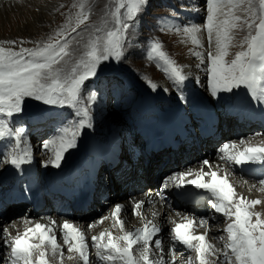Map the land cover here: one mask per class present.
I'll return each mask as SVG.
<instances>
[{"label": "snow or ice", "instance_id": "snow-or-ice-1", "mask_svg": "<svg viewBox=\"0 0 264 264\" xmlns=\"http://www.w3.org/2000/svg\"><path fill=\"white\" fill-rule=\"evenodd\" d=\"M148 3L149 0H112V6L106 9L107 18L100 24H89L93 15L90 0H76L71 6L78 9L76 13H70L47 41L21 40L17 49L16 40H0V141H14L6 154V163L22 170L23 166L33 162L31 146H21L25 129L12 126L14 118L24 113L26 100L31 99L44 106L74 110L76 118L62 122L42 143V148L50 153L44 166L61 167L66 154L78 147L84 131L93 128L92 110L83 102L87 82L97 78L108 62H120L125 58L129 30ZM205 5L202 25L174 26V31L182 35V42H190L200 49L204 48L201 34L206 32L208 46L214 51L206 54L196 50L190 52L206 67L211 95L219 98L222 93L243 89L251 99L264 105V0H205ZM186 7L180 3L171 15L178 17ZM122 9L126 11L122 13ZM236 31L245 32L238 45L241 50L228 60L231 48L236 46ZM84 33H87L86 37ZM74 42L78 47H73ZM25 43L35 46L24 47ZM146 58L165 74L177 89L178 98L185 101L183 87L190 77L184 66L164 50L162 41L154 38L149 42ZM143 78L152 90L158 89L159 85L151 78ZM96 99V93L89 91V104ZM46 114L39 112L36 115L42 118ZM218 153L232 171L242 172L245 167L253 166L264 169V144L229 141L219 147ZM200 163L199 171L176 172L167 181L177 189L186 191L191 186L207 193L211 208L231 221L225 229L224 247L228 251L223 252L224 264H264V215L253 211L264 201L240 195L229 179V172L221 174L218 166L208 159ZM259 183L264 185V179ZM164 186L168 187V183ZM142 205L143 201L135 205L134 215H142L139 211ZM123 209V205L117 204L112 212L114 226L120 227L122 235L115 236L106 230L91 238L100 264H175L163 258V242L159 237L162 229L148 220L133 231L125 230V221L121 219ZM104 219L107 217H102L99 223ZM206 221L207 218H201L198 223L186 217L183 222L176 223L171 229L174 233L171 251L174 253L178 244L195 252L198 264H213L210 257H217L218 264L219 249L209 241L207 233L197 235L194 231ZM61 228L68 252L77 253L82 264H90L89 244L84 232L67 221ZM54 231V227L35 223L23 234L13 237L10 240V264H50L49 255L57 256L62 264L64 249ZM3 233H7V229H3ZM137 245L138 255L134 251ZM49 247L51 253L47 251ZM153 247L160 250L159 258H152ZM35 253H39L38 258ZM188 264H192L191 259Z\"/></svg>", "mask_w": 264, "mask_h": 264}, {"label": "rangeland", "instance_id": "rangeland-1", "mask_svg": "<svg viewBox=\"0 0 264 264\" xmlns=\"http://www.w3.org/2000/svg\"><path fill=\"white\" fill-rule=\"evenodd\" d=\"M75 2L76 0H0V40H16L18 42L16 45L17 49L20 46L19 41L21 40L47 41L48 37L54 35L55 31L66 22L67 16L70 13L73 15L76 13L78 9H74L71 7L72 4ZM90 2L93 6V15L91 16L88 23L100 24L104 19L107 18L106 9L112 6V0H90ZM180 3H183L184 5L187 6L186 10L181 11L178 17L171 15V13L176 8H178V5ZM61 5H63V7H61ZM193 7L194 8L196 7L197 10H194ZM205 7H206L205 0H149L148 5L139 15V17L135 20L134 26L129 30V43L125 49V53H126L125 58L120 62H114V61L108 62L105 66H103V71H101L98 74L97 78L91 80L90 82H87V87L84 91L85 99L83 102L85 104H88V106L91 108L93 118L95 116V122H93L94 126L92 129H87L88 130L87 133H85L84 131V135L80 138V142L78 144V146L82 150L84 148L83 146L84 143H86L85 148L81 153V156L83 155L82 157L84 158L87 164H92L95 166L98 158L105 159L106 158L105 156L107 154L112 156L110 154V151L114 150L116 152V150L113 149V147H111V144L118 142L120 144V140L127 141L129 139V134H126L123 137V134L125 133L126 129L128 128L134 129L136 127L137 130L142 128V125H139V128H137L136 124L142 117L141 107L143 105L154 104L155 107H159L160 105L163 107L165 106L170 107L171 105L169 103H165L166 101H170L172 103L171 107H176L179 106V102L180 103L182 102L181 106L186 107V110L188 111L189 109L192 108L194 103L198 106H200L201 103H205L209 105L211 109L217 108V115H218L219 110L218 107H216L217 105H216V101H214L215 100L214 97L211 95L208 86L209 76L206 67L204 65H203V70L198 69V71L196 72L197 74L195 73L196 76H190L189 82L192 84V86L189 87L184 85L183 95L187 98V101L186 100L181 101L178 98L177 89L173 85H171L172 82L165 76V74L162 71L157 69L154 63L148 61L146 58L149 42L155 38L162 41L164 45V50L167 51L177 61L178 64L183 65L184 68H186V66L194 67V65L198 63L201 64L197 58L191 55L190 50L203 51L205 52V54L208 51H214V48H209L207 37H204V35L201 37L204 42V48L203 49L196 48L194 45H191L190 42L189 43L182 42L183 37L182 35L177 34L174 31V26H183L192 23L197 25L200 24L202 25L204 23V18L206 15L204 11ZM125 11L126 10L122 9V13ZM84 35L86 37L87 33H84ZM244 35L245 32L243 31L235 32L236 39L234 43L236 46L231 48L230 50L231 55L227 57L228 60L233 59L235 53L241 50L238 45ZM23 46L34 47L35 45L33 43H25ZM73 47L74 48L78 47V45H76V43L74 42ZM200 74L201 75L203 74L202 77ZM145 76L151 78L158 85L164 83V85L167 88V91L164 93L162 90L159 89L152 90L148 85L147 81L143 78ZM89 91H94L97 96L96 101L91 104H89V102L87 101V94ZM152 97L155 98L156 100L155 103L153 102ZM35 102L37 101L31 99L26 100V108L24 113L17 115L14 118L13 123L19 124L17 121L23 119V116L24 118L27 119V121H29L28 119H30L31 116L39 112H46V113H48L49 111L61 112L62 109H66L67 111H69V114L72 116V119L76 118L73 115L74 110L69 109L67 107L56 108V107L44 106L40 104L41 105L40 110L37 112L33 111L31 109V104ZM222 102L224 103V101ZM261 109L264 111V105L261 106ZM192 113L193 111L190 112L191 115ZM107 116H109V119H111L112 121H107L108 120ZM145 116H149V114ZM34 117H36V115H34ZM54 117H57V115ZM230 118H233V125L231 127L233 128L235 127L238 129V126L235 123L241 124L240 120L237 121L235 119L236 117L234 116ZM245 119L242 121H245ZM61 122L64 121H60V123L58 121L49 126V128L47 129L48 137L49 136L51 137L54 134L56 128L61 124ZM217 122H219V125H222L223 124L222 117L219 120L217 119ZM203 123L205 124V121ZM250 127L251 126H246V128H250ZM262 131L263 132H260L258 130H253L250 132L242 133L241 135H236L235 137L237 141L239 140L245 141L252 136H256L260 134L264 135V129ZM38 138L39 137H33L32 139L29 140L32 143L33 139H38ZM225 140L226 138H223L221 139L220 142H217L216 144L222 145L225 142ZM35 143L36 142H34V144ZM21 146L24 147V144H22ZM30 146L32 149L34 148L33 145L30 144ZM215 149L218 151L219 146L217 145ZM34 150L39 154V156L36 157V155L33 154V159H36V163L40 171L45 172L42 174H47L48 172L44 168L46 166L42 167L41 165H39L38 161L44 163L45 165L46 163L45 159L50 156V153L46 152L44 149L34 148ZM0 152L1 155L5 154L3 150H0ZM97 154L100 155V157H96ZM218 155L219 153L215 152L210 157L216 158ZM208 156L209 154H205L204 159H207ZM103 161H104L103 159L98 161V167L101 166ZM195 162L196 161L191 162L190 163L191 166H186L185 170L191 169L194 165H196ZM86 163L83 164L82 166L83 168L87 167ZM7 165L8 163L6 164L4 159L3 164H1V168H0L4 178L6 177L5 172L8 169L6 168ZM26 168L29 169V167ZM125 171L130 173L131 171L134 170L131 168H127V170ZM98 173L101 174V171ZM116 175L118 176L119 173H117ZM232 175L229 174V177H231L232 179L237 178V175L235 174ZM111 177L112 178H110L109 174H106L104 177V179L106 180L111 179L113 185L116 186L114 190H111L110 186L106 187V190L109 191V195L111 196V200L109 201L108 204L99 203L94 211L88 213V217L86 218V222L89 223L96 222L97 223L96 228L100 227L104 223L105 219L103 223H99L101 218L107 217L108 214L113 210L112 208H114L115 205L117 204L124 205V203H127L128 206L127 207L125 206L122 212L123 213L125 212L124 214L128 216V220L130 219L129 221L133 220L135 216H134V212H132L133 209L131 208L129 202L132 199L140 198L149 189V185H147L148 187L147 186L143 187L141 191L137 190L135 188V185H129L126 189L122 190L120 185H116L113 173ZM2 179L3 178H0V181ZM259 181L260 179L258 180V182ZM107 183H110V181H108ZM237 189H238L237 192L240 193L239 190H241V188L238 186ZM179 190L182 191V189ZM241 191H243V189ZM46 197L48 199H51L48 196ZM156 197L157 198L153 199L154 200L153 202L159 200L158 195ZM176 199L177 198H175L174 201H172L173 203L171 206L172 210L166 212L164 217L160 219L159 227L162 229V231L159 235L161 237L162 242L170 240L172 234L171 229L174 222L178 221V219L181 218L182 215H189L191 213V210L189 208L178 205ZM207 201H209V199ZM94 202L95 201H93L92 205L94 204ZM157 205L162 206L163 204L158 203ZM143 206L144 207L141 208V213H144L145 215H150L151 214L150 209L152 205H143ZM207 206L210 207V203ZM44 207L45 205L42 206V209H44ZM52 211L54 210H46V211L43 210V212H46L50 215L47 216L39 212V214L36 217H31V218H35L36 222L43 221L42 223L46 224L47 219H45V217L46 216L47 218L54 217L55 215L54 212L52 213ZM65 212L67 213L69 211H65ZM173 212L181 213L180 217H176L175 219L172 218L171 215L173 214ZM211 212H212L211 216L213 218H216L217 221H219L217 222V224L220 226L219 233L221 234V238L219 239L218 243L217 242L216 243L211 242V243L214 244L216 248L219 249V251H221V249L223 248L225 250L222 252L228 251L224 247L227 239V233L225 230L223 231L222 229L226 228L229 219L222 215H218L217 212L215 211L213 212L211 210ZM207 213L210 214V211ZM25 214L26 213L22 211L11 212L8 216L7 221L3 218L4 216L1 215L2 218H0V221L6 222L7 224L0 222V240H1L0 264H4L2 263L3 262L2 260H6V258L2 259V257L3 256L7 257L9 250L11 252V248H9L10 246L9 243L6 240H4L5 237L3 236L6 235V233H3V229H7V227L8 228L12 227L14 229L15 227L16 231L18 232L19 222ZM209 214H207V216ZM20 215L23 216L18 218V216ZM67 215L69 216L64 215V216H60L59 218L65 221H71L72 224L79 223V221H77L71 213ZM213 215H218V216H213ZM61 217H63V219ZM201 218H205V217L202 216ZM197 222L199 223V221ZM199 228L200 229L203 228L202 224L199 225L198 227H195L194 231L198 232L200 230ZM87 229H92V228L89 227L88 225ZM213 234L216 233H209L207 235L208 239H211ZM54 235L56 236V233H54ZM62 239L63 238H58V242L60 243L61 247L64 249L65 252L66 249H68V245H66L64 243V239L63 240ZM138 249L135 251L137 254H138ZM88 251H89V258L94 259L95 256L93 254H95V249L93 243L89 244ZM152 251L154 257H157L158 249H155L153 247ZM196 256L197 254L195 252L189 250V252L185 254L175 253L171 257V260L170 259L168 260L174 261L175 264H188L189 259H191L192 264L193 263L198 264V259ZM169 257L170 256H168V258ZM181 260H187V262L185 263ZM216 261L217 260L215 259L214 264H216Z\"/></svg>", "mask_w": 264, "mask_h": 264}, {"label": "bare ground", "instance_id": "bare-ground-1", "mask_svg": "<svg viewBox=\"0 0 264 264\" xmlns=\"http://www.w3.org/2000/svg\"><path fill=\"white\" fill-rule=\"evenodd\" d=\"M193 9L197 10L196 7L195 8L193 7ZM192 24H194V23H192ZM203 35H204V37H207L206 32H203L201 34V37ZM198 69H202L203 70V65L198 63V64L194 65V67L186 66L185 72L189 75V77L190 76H196L195 73L198 71ZM202 75H201V77H202ZM198 76H199V74H198ZM171 85H173V84L171 83ZM185 85L189 86V87L192 86V84L189 82V80L185 83ZM165 88H166V86L164 85V83H161L159 85V87H158V89L162 90L164 93L166 92L164 90ZM230 97H231V99H229ZM227 98L229 100H227ZM214 99H215L214 101H216V105H217L216 107H218V110H219V112H218V120L221 117H222V120H223V124L222 125H219V122H218L217 126L214 127L212 129V131H211V132L215 133V137H217L218 132L220 131V128L222 126H224L227 129V131H225L224 129H221V134L223 136L222 139L226 138L225 142L233 141V142L239 143L240 140L237 141L235 136L236 135H241L242 133H245V132H250V131H253V130H258L260 132H263L262 130L264 129V125H262L261 123H258V121H257L258 120V118H257L258 115L255 117V118H257V119H255V122H253V120L248 119V118L245 119V117L236 116L235 119L237 121L240 120L241 124L235 123L238 126V129L235 128V127L234 128L231 127L233 125V118H230L226 114H227L228 111L238 113V111L235 110V108L234 109L229 108L231 105L228 106V107L226 106L227 103L232 102L235 99L232 93H222L219 98H214ZM152 100H153L154 103L156 102L155 98H153V97H152ZM222 101H224L225 104ZM191 104H193V103H191ZM197 106L198 105H196L194 103L191 109L195 110ZM191 109H189L187 111V113H184L182 115V118H177L178 126H183V125L186 126V133L187 134H184V138H186L187 141L182 143V141H180L179 137H177V140L182 143L181 144V148L178 151L170 150L169 151L170 153L160 154V155H163V156L166 155L165 156V161L163 162V164L167 161V159L169 157L171 158L169 164L162 169V174H167L172 169V167H173L172 162L173 161H175V162L178 161L176 156L180 153V151H181V149L183 147L187 148L188 146L194 145V148L196 149L197 146L199 145L201 147V150L202 151L204 150L203 147L205 145V138L206 137H203V134L200 133V130L202 131V128H206V126H205L206 125V121H205V124H204L203 123L204 121L202 122V120H200V119L197 120L196 117H198V116L196 114H194V115L190 114V112H191L190 110ZM214 110L217 113V108L214 109ZM260 110H262V109H260ZM260 110H258V111L254 110V113L255 114L259 113L260 114ZM54 113L55 112H51L50 114H54ZM262 115H264V114L262 113ZM54 116H56V115H54ZM107 119H108L107 121H112L111 119H109V116H107ZM116 119H117V116H116ZM244 119H245V121H242ZM93 122H95V116L93 118ZM246 126H251V127L250 128H246ZM141 129L142 128L136 130V127L134 129L128 128V129H126L125 133L123 134V137L126 134H129V139L128 140H133L134 142H137V143L140 144V149L135 147V149L139 153L137 155V159L141 163H143L145 165L146 163H148L150 161V157H149V155L146 153V151L144 149L143 139H142V137L139 134ZM123 137H122V139H123ZM32 138L33 137H30L29 139H32ZM213 139H214V137H210L209 139H207V141L210 142ZM262 141H263V143H262ZM79 142H80V140H79ZM134 142L132 144L133 146H134ZM245 142L247 144H250V145L264 144V135L260 134V135L249 137V139L245 140ZM211 144L213 145V144H215V142H212ZM243 146L244 145H241V147H243ZM111 147H113V149L117 150V149L120 148V144H119V142L118 143H114V144H111ZM32 151H33V154L36 155V157L39 156V154L37 152H35L34 148L32 149ZM110 154L112 156H110L108 154L106 155V156L109 157V161H107L106 158L105 159L104 158H98L95 166L92 165V164H87L85 162L84 158L81 156V149H80L79 146L76 149H73L70 153L66 154V157H65L64 161L62 162V164L66 163V162H73L74 160H77L78 161V163H77V168L78 169H76V170L73 169L74 171L72 170V174L76 175L80 171L82 172V176L80 178H78V181L76 180L75 185H73L71 187V189H73L75 186L77 188H80L81 181L83 179L91 181L92 182L91 185L95 186L96 189H94V190L90 189L89 191H86V197H88V195H90L91 196L90 199L92 201H95L97 193H98V183H99V180H100V173H98V172H100L101 170L99 171V169L101 167H104V166L108 165V164L109 165H115V164H118V163L120 164L122 162L121 155L124 154V151H123V149H121L120 151H116V152L114 150H111ZM127 156L128 157H134V154L131 151H129V154H127L126 157ZM96 157H100V155L97 154ZM48 159H49V157H47L45 159L46 162H47ZM102 159L104 161L102 162L101 166L98 167V161L102 160ZM207 159L210 161V163L212 165L218 166L217 170L219 172H221V174H223V172H225V171H228L229 174H231V175L234 173L231 170L230 166L224 160L220 159V154L216 158L207 157ZM84 163H86V165H87L86 168L82 167ZM180 163H181L180 165L182 166L184 164V161L181 160ZM50 167H52V166L48 165L45 168H48L47 170L50 171ZM201 167H202V165L200 164L198 167H193L191 170L193 172H196V171H199L201 169ZM6 168H8L6 170V172H5L6 177L3 178L0 181V184H3V185L6 184V180L7 179L12 178L18 171L13 166L10 167L9 164L7 165ZM27 169L28 168L25 167V168H22V170H20V171L23 172V171H25ZM57 170H59V169L56 168L54 171H57ZM204 170L206 171L207 168H205ZM107 174H109L110 178H111L112 175L110 173H107ZM235 175H237V178H234V179H232L231 177H229V178H230L231 183L235 186L236 191L238 190L237 189L238 186L241 188V190L243 189V191L239 190V192H240L239 194L240 195H242V196H244V197H246L248 199H259L261 201H264V196H263L264 191L261 190L262 188H264V185H261L258 182V180L259 179L261 180V178H258L255 175H246V176H244V175H240L238 173L235 174ZM232 176H234V175H232ZM189 178H192V177H189ZM262 179H264V178H262ZM128 183H129V181L126 178V184H128ZM85 185H87V184H85ZM164 185L165 184H161L160 183V177L158 176L156 178V181L153 183V185L149 187L146 198L143 197L140 200H136L134 202V206L138 202H141V201H143V205L144 204H151L154 201L153 199L157 198L156 196L158 195L159 200L156 201L157 203L155 205H153L152 208L150 209L152 212H151V215L149 217H146L145 215H135V218L133 220H131L132 221L131 222V221H129L130 219L128 220V216L121 215V219H123L125 221V225H124L125 230L133 231L136 228L142 227L148 220H151L154 224H156L158 226V224L160 222V219H162L164 217L165 213L172 210L171 209V206L173 204L172 201H174V199L176 198L174 196V193H173V189H174L175 186L171 182L168 183V187H165ZM30 187H31V185H30ZM193 189L194 188L189 186L186 191L183 190V189H182V191L184 192V194H187V196H188L189 192L193 191ZM50 198L51 199H48L46 197L44 200H42L43 204L45 205L43 210H45V211L46 210H54L55 211L54 212L55 216L53 217V219L52 218L50 219V223L48 225L51 226V227H54V229H55L54 233H56L57 239L58 238H63V232H62L61 226L63 225L65 220H61L57 216L64 212V209L61 206L63 204L62 201L64 200V198H60V196H51ZM208 199H209V195L206 196L205 201H207ZM188 201L192 202L193 201L192 197H188L187 199H185L186 203L183 202L187 207L191 208V213L189 215H182L181 218L178 219V221L174 222V224L172 225V228L175 227L176 223L183 222L186 217L193 218L195 221H200L201 220V212L202 211L200 210L199 205H201L202 203H197L196 205H191V204H188ZM68 203H70V202H68ZM158 203L163 204L162 206H159V207H161V209H159V210L156 209V206H157ZM124 205L128 206L127 203H124ZM210 208H211V206H210ZM73 209L75 211L73 213L74 216H77L79 221L81 220V222H79L78 224H74V225L79 227L84 232V234H85V236L87 238L88 244L92 243L91 238L93 236H98L101 232L106 231V230H110L115 236H120V235L123 234L121 229H120V227L118 225L114 226L115 222H114V220L112 218V211L108 214L107 219H105L104 223L100 227L96 228V225H97L96 222H93V223L86 222V218L88 217V215H87L84 218V215L86 214V210H82V212H77V210L72 207V210ZM134 210H135V208H134ZM212 211L214 212L215 210L212 208ZM253 211L260 212L262 215H264V203H261L260 205H257L253 209ZM35 213H36V211L34 209H33L32 212H29V213L26 212V214L23 216V218H21V220L19 222V225H18V230L19 231L18 232L16 231L15 227H14V229L12 227H10V228L7 227V233L3 237H5L4 240H6L9 243V245H10V240L13 237H15L16 235H18V234H23V232L26 230V228L34 226L35 223H42L43 222V221L42 222H35V221H33V220H31L29 218L30 216H32ZM180 214L181 213H179V212H173V214L171 216H172V218L175 219L176 217H180ZM217 214L221 215L220 213H217ZM1 215L4 216L3 213ZM218 215H213V216H218ZM182 217H185V218H182ZM61 218L63 219V217H61ZM205 218H207V221L204 224H202L203 228H201V229L199 228L200 230L198 232L195 231V233L197 235H199L201 233H207V235L209 233H216V234H213V236L209 240H210V242H215V243L217 242L218 243L219 239L221 238V234L219 233L220 226L217 224V222H219V221H217V219L213 218L211 215L210 216H206ZM45 219H47V218H45ZM52 221H55V225H52ZM67 222L71 223V221H67ZM230 222L231 221L229 220L227 222V224L230 223ZM93 224H94V226L91 227L92 229H87L88 225H93ZM225 229H222V230L224 231ZM85 230H86V232H85ZM89 237H90V239H89ZM159 237H160V235H159ZM173 237H174V233L172 232L170 240L169 241H163V258L166 261H170L171 257L175 253L185 254V253L189 252L188 249H186L185 247L180 246V245L177 244L176 247H175V252L173 253L171 251V249L173 247V244H174ZM0 242H1V240H0ZM34 242L38 243V241H34ZM121 243H123V242H121ZM194 243H196V242L194 241ZM138 246L139 245H137L135 247L134 251H136L138 249ZM9 248H10V246H9ZM94 249H95V254H93V255L95 256V258L94 259L89 258L90 259V264H100L98 252H97L95 246H94ZM224 250H225L224 248L221 249V251H219L218 254H217L218 257H219V264H223V252L222 251H224ZM47 251L49 253H51V248L49 247L47 249ZM34 255H35L36 258H38L39 253H35ZM69 256H71L72 258L69 259L68 258ZM160 256H161V252H160L159 249H158L157 257H154V254H152V258H159ZM168 256H170V257L168 258ZM64 257L65 258L63 259L62 264H82V261H81L79 255L77 253H75V252H71L70 253L66 249V251L64 252ZM5 258H6V260H2L3 261L2 263L10 264V250H9V253H8L7 257L6 256L2 257V259H5ZM48 259L50 260V264H61V261L59 260V258L57 256L49 255ZM168 259H170V260H168ZM215 259L217 260V257H210V260L213 262V264H214ZM181 261H183L185 263L187 262V260H181ZM195 264H197V263H195Z\"/></svg>", "mask_w": 264, "mask_h": 264}]
</instances>
